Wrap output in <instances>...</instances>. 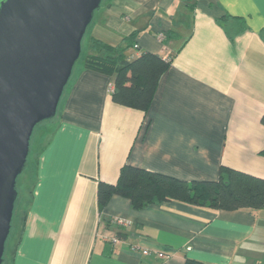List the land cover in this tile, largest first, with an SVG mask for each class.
Here are the masks:
<instances>
[{"label":"crops","instance_id":"0c3cea01","mask_svg":"<svg viewBox=\"0 0 264 264\" xmlns=\"http://www.w3.org/2000/svg\"><path fill=\"white\" fill-rule=\"evenodd\" d=\"M133 34L132 58L171 60L151 107L116 104L114 77L74 69L35 154L8 264H264V208L136 210L115 195L100 209L98 198L124 165L185 181H216L223 166L264 179V0H106L87 54L90 39L117 47Z\"/></svg>","mask_w":264,"mask_h":264},{"label":"water","instance_id":"95a60500","mask_svg":"<svg viewBox=\"0 0 264 264\" xmlns=\"http://www.w3.org/2000/svg\"><path fill=\"white\" fill-rule=\"evenodd\" d=\"M103 0H0V264L41 123L57 116Z\"/></svg>","mask_w":264,"mask_h":264},{"label":"trees","instance_id":"16d2710c","mask_svg":"<svg viewBox=\"0 0 264 264\" xmlns=\"http://www.w3.org/2000/svg\"><path fill=\"white\" fill-rule=\"evenodd\" d=\"M136 36L137 34H133L125 38L117 47L90 39L91 53H88L85 58V67L114 77L111 92L113 102L147 112L171 60L163 59L151 52H142L132 58L128 51L135 47ZM262 123L264 124V115ZM261 154L264 156V150ZM115 195L130 199L136 210L173 201L224 211L261 210L264 208V179L223 166L216 181H185L143 168L124 165L115 185L99 183L100 209H103ZM117 237L121 239V234H117ZM6 257L5 251L3 264L7 261ZM185 264L205 263L187 259Z\"/></svg>","mask_w":264,"mask_h":264},{"label":"rangeland","instance_id":"374dc122","mask_svg":"<svg viewBox=\"0 0 264 264\" xmlns=\"http://www.w3.org/2000/svg\"><path fill=\"white\" fill-rule=\"evenodd\" d=\"M105 1L106 0H103L102 5L104 4ZM86 56H87V40L85 38V40L83 41L82 54L80 58L78 59V61L76 62L75 70L80 68V66L84 64ZM55 123H56V117L53 120H49V121H45L41 123L40 125L36 127L34 135L32 137L29 162H28L26 170L20 175L18 182H17V189L19 191L20 197L18 199V203L15 209V215L13 219V231H12L11 237L7 244L6 256H7V250H10V244L12 243L13 238H15L16 236L15 234L17 233L19 227L21 226V216L26 206V195H27L29 187L31 186L30 180L27 183V180H28L27 178L29 174H31L30 171L34 163L35 154L43 146V144L47 142L49 135H50V131L55 125ZM5 264H8V260L6 261Z\"/></svg>","mask_w":264,"mask_h":264},{"label":"built area","instance_id":"2783aa9c","mask_svg":"<svg viewBox=\"0 0 264 264\" xmlns=\"http://www.w3.org/2000/svg\"><path fill=\"white\" fill-rule=\"evenodd\" d=\"M161 39H162V36H161ZM134 48H135V50H139V46L137 44L135 45ZM119 224L125 225V223H119ZM111 241H112L113 244H116V243H118L120 241V239L116 235ZM155 252H156L157 257L159 259H161V260H168L173 254L172 251H170L168 249L155 251ZM142 254L146 256V255H149L151 253H150V251L148 249H143L142 250Z\"/></svg>","mask_w":264,"mask_h":264}]
</instances>
